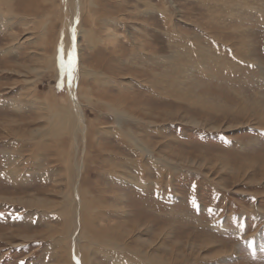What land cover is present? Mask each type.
<instances>
[{"label": "rangeland", "instance_id": "1", "mask_svg": "<svg viewBox=\"0 0 264 264\" xmlns=\"http://www.w3.org/2000/svg\"><path fill=\"white\" fill-rule=\"evenodd\" d=\"M8 1L0 264H264V0Z\"/></svg>", "mask_w": 264, "mask_h": 264}, {"label": "bare ground", "instance_id": "2", "mask_svg": "<svg viewBox=\"0 0 264 264\" xmlns=\"http://www.w3.org/2000/svg\"><path fill=\"white\" fill-rule=\"evenodd\" d=\"M9 1L11 2V0H9ZM9 1H8V2H9ZM29 1H30V0H29ZM34 1H35V0H34ZM31 2H32V0H31ZM31 2H29V3H31ZM12 3H13V1H12ZM36 4H38V3H36ZM39 4H40V3H39ZM6 5H7V4H6ZM29 5H30V4H29ZM34 5H35V3H34ZM42 5H43V4H42ZM10 6H11V4H10ZM30 7H31V6H30ZM32 7H33V6H32ZM42 10H43V9H42ZM4 11H5V10H4ZM9 11H12V9L9 10ZM40 12H42V11H40ZM0 13H1V12H0ZM3 13H4V12H3ZM10 13H13V12H10ZM26 13H27V12H26ZM15 14H16V13H15ZM3 15H4V14H3ZM3 15H2V16H3ZM17 15H21V14H18V13H17ZM4 18H5V17H4ZM6 19H7V18H6ZM9 19H10V18H9ZM12 20H15V19L13 18ZM20 20H21V19H20ZM1 22H2V21H1ZM3 22H4V21H3ZM7 24H8V23H7ZM77 25H78V24H77ZM78 26H79V25H78ZM8 27H9V25H8ZM8 27H7V28H8ZM10 27H11V26H10ZM66 27H67V26H66ZM68 28H69V27H68ZM71 28H72V27H71ZM71 28H70V29H71ZM74 28H75V27H74ZM70 29H68V30H70ZM78 29H79V28H78ZM87 30H88V29H87ZM68 32H69V31H68ZM42 33H43V32H42ZM74 36H75V35L73 34L72 38H73ZM48 37H49V36H48ZM48 37H47V38H48ZM64 38H66V37L64 36ZM11 39H12V38H11ZM13 39H14V37H13ZM101 39H102V38H101ZM68 40H69V39H68ZM66 42H67V41H66ZM68 42H69V41H68ZM61 43H62V42H61ZM67 44H68V43H67ZM72 45H73V44H72ZM71 47H72V46H71ZM47 48H48V47H47ZM60 48H61V50H62V47H60ZM44 49H45V48H44ZM77 50H78V49H77ZM63 51H65V50L63 49ZM78 52H79V51H78ZM65 53H66V52H65ZM46 54H47V53H46ZM59 55H60V54H59ZM76 57H77V56H76ZM59 59H60V58H59ZM76 60H78V59H76ZM65 61H66V60H65ZM67 61H68V60H67ZM67 61H66V62H67ZM70 61H71V60H70ZM22 63H23V62H22ZM74 63H75V62H74ZM16 64H17V63H16ZM53 64H54V63H53ZM20 65H21V64H20ZM66 65H67V64H66ZM17 66H19V64H18ZM74 66H75V65H74ZM19 67H21V66H19ZM79 67H80V65H79ZM23 69H25V68H23ZM27 69H28V68H27ZM12 70H13V69H12ZM14 70H15V69H14ZM32 70H33V69H32ZM21 71H23V70H21ZM15 72L17 73V71H15ZM31 72H32V71H31ZM16 73H15V74H16ZM71 74H73V73H71ZM75 78H76V77H75ZM69 86H71V85H69ZM79 90H80V89H79ZM82 93H83V92H82ZM32 95H33V94H32ZM74 97H75V96H74ZM74 97H73V98H74ZM78 98H79V97H78ZM52 99H53V98H52ZM73 100H74L75 103H78V101H75V99H73ZM49 102H50V101H49ZM53 104H55V103H53ZM53 104H52V105H53ZM42 106H44V105H42ZM42 106H41V107H42ZM69 106H70V105H69ZM77 107H78V106H77ZM37 109H38V108H37ZM45 109H46V108H45ZM77 110H78V109H77ZM44 111H46V110H44ZM71 111H72V110H71ZM45 113H46V112H45ZM72 113H73V112H72ZM48 114H49V113H48ZM69 114H70V113H69ZM71 116H72V115H71ZM38 117H40V116H38ZM41 117H42V116H41ZM35 120H37V119L35 118ZM72 120H73V119H72ZM74 120H75V119H74ZM13 121H15V120H13ZM13 121H12V122H13ZM38 121L40 122L41 120L39 119ZM52 121H53V119H52ZM82 121H83V116L81 115V116H80V119H79V121H78V123L81 122V123H80L81 125H82V124L85 125ZM70 122H71V121H70ZM17 123H18V122H17ZM71 124H72V123H71ZM42 126H43V125H42ZM74 126H75V125H74ZM74 126H73V128H74ZM36 128H38V127H36ZM40 128H41V127H40ZM78 128L80 129L79 126H78V127L75 126L74 131L71 130L70 132H72V133H74V134L76 135L77 131H79ZM21 129H22V128H21ZM33 129H34V128H33ZM43 131H44V129H43ZM81 131H83V129H81ZM84 131H85V130H84ZM13 132H14V131H13ZM20 132H21V131H20ZM20 132H19V133H20ZM27 132H28V131H27ZM19 133H18V134H19ZM56 133H57V132H56ZM14 134H15V132H14ZM16 134H17V133H16ZM79 134H80V133H79ZM10 135H11V134H10ZM27 135H28V134H27ZM58 135H59V134H58ZM81 135H82V134H81ZM16 136H17V135H16ZM22 136H23V135H22ZM43 136H44V135H43ZM53 136H54V135H53ZM71 136H72V135H71ZM19 137H21V136H19ZM23 138H24V137H23ZM36 138H37V137H36ZM50 138H51V137H50ZM30 139H32V138H30ZM73 139H74V138H73ZM23 140H24V139H23ZM25 140H27V139H25ZM42 140H43V139H42ZM57 140H58V139H57ZM54 141H55V140H54ZM41 145H42V144H41ZM57 145H58V144H57ZM58 153H59V152H58ZM59 154H60V153H59ZM59 154H58V155H59ZM78 165H79V164H78ZM78 168H79V167H78ZM79 169H80V168H79ZM81 169H82V168H81ZM77 170H78V169H77ZM78 173H79V171H78ZM79 189H80V188H79ZM82 190H83V189H82ZM77 191H78V190H77ZM74 192H75V191H74ZM79 192H81V191H79ZM60 193H61V192H60ZM84 193H85V191H84ZM81 194H82V193H81ZM73 196H74V195H73ZM75 197H76V196H75ZM79 198H81V197L79 196ZM82 198H83V197H82ZM82 198H81V199H82ZM82 200H83V199H82ZM76 201H78V200H76ZM80 201H81V200H80ZM74 205H75V204H74ZM79 205H80V204H79ZM68 206H69V205H68ZM55 209H56V208H55ZM64 210H65V209H64ZM68 210H69V209H68ZM76 211H77V210H76ZM69 212H70V210H69ZM69 212H68V213H69ZM71 213H72V212H71ZM63 214H64V212H63ZM80 215H81V214H80ZM72 216H73V215H72ZM68 218H69V217H68ZM82 218H84V217H82ZM76 219H77V218H76ZM77 220H78V219H77ZM77 220H76V221H77ZM77 222H78V221H77ZM63 223H65V222H63ZM77 224H78V223H77ZM76 230H77V229H76ZM79 235H80V234H79ZM75 239H76V238H75ZM77 240H79V239H77ZM74 241H75V240H74ZM78 242H79V241H78ZM73 247H74V246H73ZM78 250H79V248H78ZM154 263H155V262H154ZM154 263H153V264H154Z\"/></svg>", "mask_w": 264, "mask_h": 264}]
</instances>
